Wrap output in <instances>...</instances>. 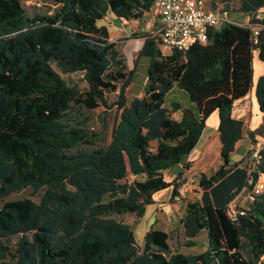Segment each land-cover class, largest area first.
I'll use <instances>...</instances> for the list:
<instances>
[{"label":"trees","instance_id":"obj_1","mask_svg":"<svg viewBox=\"0 0 264 264\" xmlns=\"http://www.w3.org/2000/svg\"><path fill=\"white\" fill-rule=\"evenodd\" d=\"M24 1L0 0V200L32 194L0 205V264H264V192L239 207L242 214H227L246 185L249 150L228 162L244 134L260 140L252 174H264V71L253 90L261 123L249 130L231 115L251 85V51L264 60V19L254 18L264 0H237L233 11L261 26L254 44L249 28L235 23L209 30L184 53L161 51L152 30L137 33L136 57L148 59L145 85L127 103L120 45L97 21L108 12L141 20L154 0H35L31 14ZM229 2L209 6L230 11ZM172 86L191 109L163 105ZM95 108L113 113L106 135L87 123L85 112ZM214 110L221 164L198 175L199 198L185 201L178 227L184 247L205 230V249L171 251L169 234L151 227L140 247L121 216L132 212L138 221L154 193L170 187L177 195L187 166L171 181L163 171L188 155Z\"/></svg>","mask_w":264,"mask_h":264},{"label":"rangeland","instance_id":"obj_2","mask_svg":"<svg viewBox=\"0 0 264 264\" xmlns=\"http://www.w3.org/2000/svg\"><path fill=\"white\" fill-rule=\"evenodd\" d=\"M39 4L40 3L35 0H26L22 3V6L28 14H31L32 11L39 6ZM236 5L237 0H230L229 8L231 10L229 11L228 9V11L230 12L229 17L238 22H244L245 14L233 13L234 7ZM217 8H222V5L217 4ZM97 23L99 25L106 26L109 33V38L111 40L116 41V43L120 45V52L124 59L126 71L128 72L129 77V84L124 90V96L127 103L131 98L141 96L143 94L142 90L145 85V74L148 59L143 56L139 58L136 57V54L142 43V39L137 38V33L146 31L150 32L151 30H154L158 23L157 19L153 14V10L151 8L148 12L143 15L141 20L123 21L107 16L101 21H98ZM71 77L74 78V75H72ZM113 96V94L110 95V97ZM169 101H177L183 107H186L188 105V98L186 93L182 90H178L175 87H173L164 95L163 105L167 106ZM247 114L245 116H247ZM85 115H87L88 117L87 123L89 127H91L95 131H101V133L104 135L107 134L109 127L113 121L112 112L103 113L100 108H95L93 110L85 112ZM172 116L174 118H179V113L175 112L172 114ZM204 132L205 145L202 144L201 146L203 151L197 150V152H194L189 158L185 157L180 164L181 168H183L184 166H187V168L183 170V175L180 181L181 183L176 189L177 195L172 197L170 187H168L167 189L154 193L152 196L157 203L165 204L166 206H170L169 204L175 202L177 208L174 210V212L167 213L163 217L159 216V223L154 224V227H152L151 224L147 226V217L145 216L139 219L138 221H136L135 215L132 212H127L121 216L126 223L131 225L134 239L140 247L142 235L144 231L150 227L155 229L159 228L164 231H167V233L169 234L167 243L171 251H201L204 247L205 237L203 236V234H199L197 236L196 245L193 250L192 248L184 247L181 244L182 236L178 230L176 221L177 213L181 214L184 210L185 201H192L199 198L200 190L197 187L198 175L200 173H203L206 176H209L217 170L218 165L220 164V160L218 157L219 145L217 146L219 142L217 136L214 135L215 132L210 127L206 128ZM216 139L217 143L215 142ZM256 141L258 143L260 142L259 139H256ZM249 144V140L246 141V138H244L242 141L239 142V146H236L237 149H234V151L229 155V158L233 159L234 156H236L238 153L241 156H244L247 150L241 149L246 146L248 147ZM240 150L242 152H240ZM239 160L240 158L232 161L231 163L238 162ZM174 171L171 172L173 173ZM172 173L164 172L163 179L165 181H171L175 175V173ZM29 194H32L29 189L22 190L18 193H12L10 196L0 200V205L3 201L7 199L27 196ZM234 203L238 206H247V202L245 201V193L241 192L240 195L234 201ZM156 214L157 211L154 210L149 213L148 217H154L156 216Z\"/></svg>","mask_w":264,"mask_h":264},{"label":"built area","instance_id":"obj_3","mask_svg":"<svg viewBox=\"0 0 264 264\" xmlns=\"http://www.w3.org/2000/svg\"><path fill=\"white\" fill-rule=\"evenodd\" d=\"M211 0H154L152 4L153 14L157 19V26L152 34L158 37L159 48L163 52L175 49L184 53L195 44H203L207 41L209 30L218 29L224 23L237 24L248 27L252 34V43L256 42V34L259 27L257 23H251L245 15L244 22H238L229 17V11L225 8H211ZM254 18L260 19L255 13ZM260 146L255 144L249 149L246 158L247 178L246 185L241 188L245 193V201L253 203L256 197L264 192V174L252 173L262 161ZM237 196L227 204V214L233 218L242 211L234 203ZM238 206V207H237Z\"/></svg>","mask_w":264,"mask_h":264},{"label":"crops","instance_id":"obj_4","mask_svg":"<svg viewBox=\"0 0 264 264\" xmlns=\"http://www.w3.org/2000/svg\"><path fill=\"white\" fill-rule=\"evenodd\" d=\"M258 16L260 19H264V8L260 9L258 12H257ZM112 17V18H115L111 13H107L105 17ZM104 17V18H105ZM101 21V20H99ZM98 22V21H97ZM98 24V23H97ZM99 25V24H98ZM250 65H251V85H250V88H248V90L246 91V93L233 101L232 103V106H231V115L234 117V118H237V119H240L243 121L244 123V127L249 129V130H253L254 128H256L260 123H261V114L259 113L258 109H257V105H256V102L254 100V96H253V90H254V85H255V82L257 80V78L263 73L264 71V60H259L258 57H257V50L256 49H253L251 51V60H250ZM175 87V86H172V88ZM171 88V89H172ZM177 88V87H175ZM170 89V90H171ZM178 89V88H177ZM179 90V89H178ZM181 105V104H180ZM183 107V106H182ZM186 108H192V105L191 103L189 102L188 100V105L186 106ZM248 113V114H247ZM247 114V116H245ZM180 117V115H179ZM175 119H179V118H175ZM209 123V124H208ZM216 124H217V118H216V111H212L204 120V127L200 133V136L196 142V144L194 145V147L192 148V150L188 153V155L186 157H190L194 152L196 153L197 150H202V144L205 145V136H204V130L208 127H210L211 129L214 130V135L217 136V131H216ZM213 126V127H212ZM208 138V137H207ZM244 138H246V141L249 140L250 144L249 146L247 147H243L241 150H249L252 146H254L256 143H253L250 139H248V137L246 136V134L243 135V138L240 139L236 145H235V148L234 149H237L236 146H239V142L242 141ZM218 139V138H217ZM217 139L215 140V142L217 143ZM219 144H217L218 146ZM240 150V152H242ZM203 151V150H202ZM246 151V152H247ZM238 158H241V155L238 153L236 156H234L233 159H228V162L231 163L232 161L238 159ZM220 160V159H219ZM181 163H178L176 164L175 166H173L172 168L170 169H167L164 172H167V173H172L171 171H174L172 174H176L180 169H181ZM220 164H221V161H220ZM219 164V165H220ZM218 165V166H219ZM240 195V194H239ZM238 195V196H239ZM237 196V197H238ZM154 199V198H153ZM174 201V199H173ZM170 206H166L165 204H159L156 202V200L154 199V202L152 204H148L144 207V212H143V215L141 216L142 217H147V221H146V224L147 226H149L150 224L152 225V227H154V224H157L159 223V216H164L165 214L167 213H171V212H174V210L177 208V205L175 202H172L171 204H169ZM148 209V210H147ZM147 210V211H146ZM156 210L157 211V214L156 216L154 217H151L149 218V213ZM182 214H183V211L181 214L177 213V217H176V221H177V227H179L180 225V218L182 217ZM140 218V219H141ZM154 222V223H152ZM145 224V225H146ZM155 229V228H153ZM156 230H161V231H164L162 229H159V228H156ZM167 233V231H164ZM142 234V233H141ZM140 234V235H141ZM199 234H203V236L205 237V230H200L194 237V240H195V245H196V240H197V236ZM192 246V247H186V248H193L195 247ZM206 247V237H205V243H204V247L202 248V250H204ZM201 250V251H202ZM196 252H200V251H186V252H181V253H196Z\"/></svg>","mask_w":264,"mask_h":264},{"label":"water","instance_id":"obj_5","mask_svg":"<svg viewBox=\"0 0 264 264\" xmlns=\"http://www.w3.org/2000/svg\"><path fill=\"white\" fill-rule=\"evenodd\" d=\"M150 97H151L152 100H155V99H156V95H155L154 93H152V94L150 95ZM134 207H135V204H132V205L128 206L127 209H128V210H132Z\"/></svg>","mask_w":264,"mask_h":264}]
</instances>
